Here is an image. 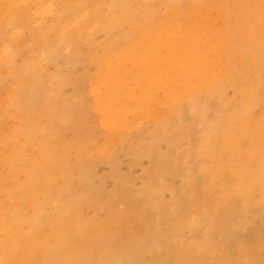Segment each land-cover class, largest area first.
<instances>
[{
  "label": "bare ground",
  "instance_id": "obj_1",
  "mask_svg": "<svg viewBox=\"0 0 264 264\" xmlns=\"http://www.w3.org/2000/svg\"><path fill=\"white\" fill-rule=\"evenodd\" d=\"M2 24L0 264H264L237 252L264 246V0H0Z\"/></svg>",
  "mask_w": 264,
  "mask_h": 264
},
{
  "label": "rangeland",
  "instance_id": "obj_2",
  "mask_svg": "<svg viewBox=\"0 0 264 264\" xmlns=\"http://www.w3.org/2000/svg\"><path fill=\"white\" fill-rule=\"evenodd\" d=\"M10 1H13V0H10ZM3 29V24L0 25V30ZM30 43H27L24 45H19L18 46V49H19V53H22L24 50H26V45H29ZM26 47V48H25ZM22 55L21 54H18V53H15L14 54V57H13V62L18 65L21 61H22ZM73 71V70H72ZM72 73V76H75L76 73L71 72ZM84 73V72H83ZM88 87H89V84L88 82H84L82 86H80L77 82H74V83H71L70 85H67L66 86V94H72V96H75L79 99V101H83L84 103H87V102H91L93 100L90 99V91H88ZM230 93L228 94V97H230ZM101 101H96L95 104H97V106L99 107H102V104L100 103ZM218 103H222L221 101H217ZM76 107L77 108H84V107H81L80 105H78L77 103H75ZM262 108L264 109L263 106L261 105H258L257 107H255L253 109V115H251L250 117L253 119L255 117H257L259 120H257L256 122V125L254 127H249L248 124L245 125V127L247 129H250L249 131V134L250 135H253V137L257 138L258 135L260 134L261 136H264V111L261 113V110ZM220 109H223L224 111L226 110V108L224 107V105L222 104L221 105V108ZM180 147H183V145H180ZM238 155V154H237ZM238 157H241V158H245V156H240L238 155ZM127 165V163L125 164V166ZM214 167V166H213ZM176 184H179V182L176 180L175 181ZM180 185V184H179ZM178 185V186H179ZM86 215L87 217L89 218H92V215H95L94 213V210L91 206H89L88 208H86ZM250 212H249V209H246V211L244 213H241L239 216H238V220L244 225L246 223H248V221L250 220ZM259 219H260V215H256V222L255 224H257L259 222ZM156 221V219L154 220ZM206 224L202 225V228H200V238L197 236V239H203L204 237H206L207 235V232H206ZM108 227V226H107ZM261 232H264V223L261 224ZM101 226H97L96 227V232H100L101 231ZM236 230L239 231V233L241 232L237 227H236ZM247 232V228H243V234L241 235V239L245 240L246 238L249 237V235L246 233ZM181 235L182 237H188V231L183 228L182 231H181ZM107 234L104 236L106 237ZM130 237V233L128 232V238ZM223 239H226L228 240V244H233V239H232V235H231V238H226V236L224 235ZM105 240V239H104ZM96 241H92V243H95ZM212 245H216V243H212ZM90 251H91V254H94V255H97V252H98V247L96 244H93L90 248ZM239 253V257L243 256V255H246V256H251L253 257L254 259L258 260V261H264V246H261L259 247L257 250H249L247 247H244V246H241V248L237 251ZM136 253V251H135ZM150 255H148V259H150ZM235 259V256L234 257H228L227 260H230V261H233ZM222 260L220 259L219 257V254L218 252L214 251L213 252V257L211 259V262L210 264H218V262H221ZM178 262V261H177ZM137 264H142L141 261L138 260V263Z\"/></svg>",
  "mask_w": 264,
  "mask_h": 264
}]
</instances>
